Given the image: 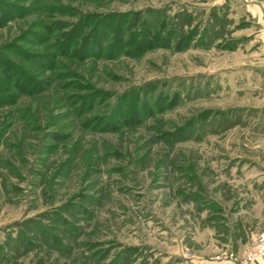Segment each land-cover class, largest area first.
I'll use <instances>...</instances> for the list:
<instances>
[{"label":"rangeland","instance_id":"obj_1","mask_svg":"<svg viewBox=\"0 0 264 264\" xmlns=\"http://www.w3.org/2000/svg\"><path fill=\"white\" fill-rule=\"evenodd\" d=\"M262 172L264 0H0V264L242 256Z\"/></svg>","mask_w":264,"mask_h":264},{"label":"built area","instance_id":"obj_2","mask_svg":"<svg viewBox=\"0 0 264 264\" xmlns=\"http://www.w3.org/2000/svg\"><path fill=\"white\" fill-rule=\"evenodd\" d=\"M188 258L193 259L191 254ZM264 259V229L257 236L255 243L242 255L237 256L233 253L225 256H216L210 260L212 264H254Z\"/></svg>","mask_w":264,"mask_h":264},{"label":"crops","instance_id":"obj_3","mask_svg":"<svg viewBox=\"0 0 264 264\" xmlns=\"http://www.w3.org/2000/svg\"><path fill=\"white\" fill-rule=\"evenodd\" d=\"M255 178V179H254ZM253 180H251V183H249V191L253 194H259L260 196H257L259 201L257 203L258 208L260 209L261 213L263 214L261 219H259V224L261 226V229H264V172L254 176ZM253 194V195H254ZM209 264H212L209 262ZM254 264H264V259L257 261Z\"/></svg>","mask_w":264,"mask_h":264}]
</instances>
